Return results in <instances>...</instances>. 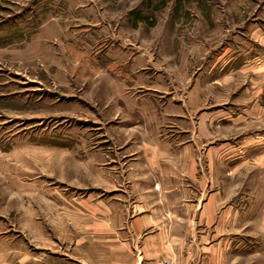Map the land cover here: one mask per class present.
Here are the masks:
<instances>
[{
  "label": "rangeland",
  "instance_id": "rangeland-1",
  "mask_svg": "<svg viewBox=\"0 0 264 264\" xmlns=\"http://www.w3.org/2000/svg\"><path fill=\"white\" fill-rule=\"evenodd\" d=\"M263 3L0 0V264L87 263L91 168L126 162L131 128L171 102L196 135L207 59L249 49Z\"/></svg>",
  "mask_w": 264,
  "mask_h": 264
},
{
  "label": "crops",
  "instance_id": "crops-1",
  "mask_svg": "<svg viewBox=\"0 0 264 264\" xmlns=\"http://www.w3.org/2000/svg\"><path fill=\"white\" fill-rule=\"evenodd\" d=\"M257 12L249 49L207 59L196 135L190 119L180 134L171 102L165 116L137 120L126 162L91 168L106 194L91 196L85 264H264V3Z\"/></svg>",
  "mask_w": 264,
  "mask_h": 264
},
{
  "label": "built area",
  "instance_id": "built-area-1",
  "mask_svg": "<svg viewBox=\"0 0 264 264\" xmlns=\"http://www.w3.org/2000/svg\"><path fill=\"white\" fill-rule=\"evenodd\" d=\"M154 264H171L169 260H161L158 262H155Z\"/></svg>",
  "mask_w": 264,
  "mask_h": 264
}]
</instances>
